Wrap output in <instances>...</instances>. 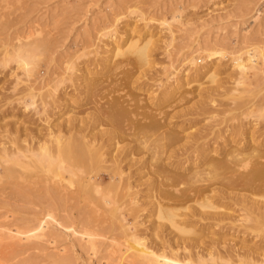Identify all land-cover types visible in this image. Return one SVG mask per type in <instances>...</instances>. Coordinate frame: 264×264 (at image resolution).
<instances>
[{"label":"rangeland","instance_id":"374dc122","mask_svg":"<svg viewBox=\"0 0 264 264\" xmlns=\"http://www.w3.org/2000/svg\"><path fill=\"white\" fill-rule=\"evenodd\" d=\"M130 41H136L138 45L148 44L147 64L137 62L135 55L130 53L116 55L115 43L119 45L118 51H122ZM25 52L29 53L28 67L31 69L28 80L21 63L16 61L17 55ZM210 53L214 54L206 59L204 55ZM190 56L194 67L203 69L208 66L211 71L205 76L193 74L187 61ZM239 64L246 68L239 67ZM41 100L46 102V112L41 110ZM142 109L152 116L157 115L155 118L169 120L168 130L178 131L184 138L186 134L195 136L215 131L214 134L220 133L219 138L212 134L210 137L217 136L220 143L227 134L229 137L231 130L228 128L240 129L234 136L235 140L249 132L258 136L264 129V0H0L1 143L11 144L6 135H18L15 141L21 143L19 139L23 141L33 137L34 132L36 136L41 132L45 134L54 124L61 128H68L71 124L69 126L78 129L82 125L80 120L84 122L91 118L84 124L83 129L86 130L80 132L90 135L103 131L104 149L111 152L115 151V146L120 148L126 142L118 138L107 142L106 136L111 134V130L113 134L119 127H126L131 118L129 112H144ZM186 109L190 113L170 120L172 113L178 110L187 112ZM101 110L102 113L106 111L104 116L108 114L113 119H106V116L99 122L97 115L103 116ZM113 110L117 114H112ZM89 130H92L90 134ZM74 131L68 133L78 137L82 134ZM260 140V145L264 144ZM214 145L219 148L218 144ZM84 151L82 154L75 150L61 153L65 163L75 166L76 174L58 169L65 176L57 181L67 191L60 194L65 193V197L66 193L67 196L72 193L70 196L74 195L73 198L69 196L67 200L64 198L56 203L49 200L47 187L52 184L53 169L37 168L24 172L22 178L16 180L20 190L0 182V264H128L127 261L131 260L132 264H138L141 258L138 260L133 253L132 259V252L131 259L126 256L127 261L123 257L126 252L122 257L115 252V255L109 254L104 237L107 236L106 231L100 235L95 230L96 225L103 223L117 227L119 220L117 215L111 217L105 212L110 205L102 203L103 198L92 191L91 183L94 184L95 180L100 182L98 176H104L98 184L102 185L108 199L107 194L114 198V194H121L122 190L124 193V182H111L102 173V166L108 162H96L93 155L90 158L84 155ZM223 151L220 149L216 154ZM216 154L211 153L210 156ZM158 159H150L148 166L146 163L131 178V181L140 183L133 189H140L136 197L148 205L145 206L147 211L140 214L143 221L156 219L155 210L149 213V206L157 201L158 185L152 170L147 167L152 163L158 164ZM247 168L240 167L239 172L245 173ZM222 171H218L219 175L216 174L212 181L218 186H222L223 177L228 176L224 175L226 170ZM126 172L122 175L126 176ZM30 175L43 176L48 185H40L43 183L40 177L39 184H31L26 190L24 187L28 185ZM86 178L88 183L91 181L89 184ZM149 181L154 184L152 189L148 188ZM115 184H118V190L114 188ZM78 188L79 191L85 190L79 192ZM55 195L59 198V194ZM214 195L207 194L208 200L222 206L219 210L226 208V200H215L217 196ZM113 207L111 205L109 209ZM176 214L177 222H188L183 211ZM129 221L128 225L131 224ZM39 224L44 225L43 228L39 229ZM190 228L196 230L197 235L202 233V241L214 240V246L219 247L215 253L211 252L215 257L213 261L204 260L207 264H239L235 256L230 258L223 252L226 246L234 247L232 245L239 241L238 233L199 223H192Z\"/></svg>","mask_w":264,"mask_h":264},{"label":"bare ground","instance_id":"6f19581e","mask_svg":"<svg viewBox=\"0 0 264 264\" xmlns=\"http://www.w3.org/2000/svg\"><path fill=\"white\" fill-rule=\"evenodd\" d=\"M116 43L114 48L117 49L116 55L122 56L123 54L130 53L132 55H135L137 62H140L142 64H147L148 62L147 52L149 51V50L147 51V46H148L147 43H144L143 45H138L136 41H130L128 46L124 50L122 49V51H118L119 45L117 44H119V42L117 44ZM30 46H33V44ZM21 51L22 50H20V52ZM28 54L26 52L23 54H18V55L16 54L17 55L16 58H18V60L16 59V61L21 63L22 70L24 74L27 76V80L31 72V69L29 68L30 66L28 67V65H30L28 62L30 61L28 60ZM212 54L210 53L204 56L205 58L206 57L208 58V57H212L211 56ZM250 58L248 59L249 62H251L250 60H252ZM240 59L242 58L240 57ZM238 60H236L237 63ZM187 61L189 62V65L191 67L190 70H193V74L195 72L196 76L197 75L205 76L207 73L211 71V67L208 66H204V67L202 66L203 69H201L200 67L198 68L194 67L193 57H191ZM239 67L243 68L245 66L239 64ZM29 88L31 89V87L28 86V89ZM42 100L41 103L43 104L42 106L43 109L41 110L46 112L45 109L46 102L44 103L42 102ZM143 110L144 109H142V111ZM115 111L113 110L112 114ZM124 111L125 109H123V112ZM133 111L128 113V115L130 114L129 116L131 118L129 117L130 122H128L125 125L126 126L125 128L119 127L120 129L118 128V132H116L117 130L116 131L114 130L115 132L113 131L112 134V130H111V134L110 133L108 135L105 134V136L107 135L106 136L107 142L112 141L113 138H118L120 141L126 142L124 146L120 148H117L115 146V151H111V152L105 150L106 149L105 147L106 145H104L105 139L102 138L104 134L102 133L103 131H100L101 133L97 131L98 133L93 132L92 134H90L92 130L91 131L89 130L90 135H88V132L87 134L82 133L86 130V128L85 130L83 129L85 122L87 123L88 121L91 120V118H89L90 120L87 119L88 116L87 118L85 117L88 121L82 122V120H80V122L82 123L81 127H78L79 126L78 123L76 124L78 125L77 126L78 129L75 128L76 126L75 127H73V125L69 126L71 124L68 125V128H66L67 126H64L65 128H61L60 126H55L54 124L52 125V127L51 126L48 127V129L46 130L47 132L46 131H45L46 133L44 132L45 134H41L42 133L41 132L39 135L36 136L35 135L36 133L34 132L32 134L33 137H30L23 141H21L22 138L20 137L21 139L19 140L21 143L15 141L18 138V135L17 137L6 135V138H10V140L8 139L9 142H11L10 145H8L6 141H2L1 143V138H0V143H1L0 182L11 185L12 187H15L16 189L20 190L21 186H18L16 180L22 178V174L24 172L26 171L30 172L32 169H37V168L42 170L53 169L54 178L50 179L52 184L50 187H47L49 200H52L55 203L58 201L59 202L63 201L64 198L66 199V197H69L72 193L68 196H67L68 193H66L65 197H64L65 193L60 194L65 189L64 186H61V184L58 183L59 181H57V179L61 178L63 180L65 175L61 174V172H59L58 169H60L61 171L63 169L65 173L74 175L76 174L75 172L76 168L75 166L70 165V163H65V160L61 158L62 157L61 153L72 152V150L73 151L75 150V152L81 151L79 153L82 154L83 153L82 150L83 151L86 150V152L84 151V155L86 154V156L88 155L90 158L92 157L91 155H93L92 159L95 160L96 162L103 160L104 163L108 162L106 163L107 165L104 166L101 165L104 168V171L102 173L108 179L112 180L111 182L113 181L124 182L123 183L124 187H122L124 189V193L122 190L121 194L119 193H118L119 195L114 194L115 195L114 198L110 197L111 194L109 196L107 194L108 199H106V195L104 194L105 191L103 192V190L101 189L102 185L98 184L104 179V176L97 175L100 182L97 183L98 180L97 181L95 180L96 182L94 181V184L91 183L92 186L94 187L92 191L94 190L93 192L98 193L100 197L103 198L102 200L103 204L106 203L107 205L115 206L110 209H109L110 206L109 207L107 206L108 208L105 210V212L109 214L111 217L117 215L116 218L119 220V223L117 224L115 223L116 226L119 224L117 227H115L114 225L107 226L104 223H103L104 225L103 224H101L100 226L96 225L97 229H95L94 227L95 230L99 231L100 235H102V233L106 231L104 233L107 236L104 237H106L107 239L106 242L107 251L109 254H113L115 252V254H120L119 256L121 255L123 256L125 254L124 252H126V255L123 257L126 258L125 260L127 261V257H129L128 259H131L130 257L132 252V254L133 253L136 254V256L133 254L132 259L135 256V258L137 257V259L139 260L138 257H140L141 264L142 263L195 264V262L197 264H207L206 261L204 260L207 259V261L208 260L213 261L215 257L211 252H214L216 250V247L218 246L216 247L214 246L215 245V243L213 242L214 240L208 243L205 242V240L202 241L201 238L203 236H200L202 233H200V235L199 234L197 235V233L195 232L196 230L190 228V225L192 223L194 224L199 223V225L202 226L208 225L211 227H219L220 229L232 230L234 231V233L239 234V241L234 245H232L234 247L226 246V248L223 251L225 252V254L228 255V257L235 256L239 264H264V150H263L264 144L260 145L261 143L260 138L264 141V129L262 132L258 134V136L256 135V137L255 135L250 134V132L249 134L245 133V131L243 130L244 131L243 133L248 135L247 136L244 135L245 137H242L240 139L238 138L239 140L237 139L235 140L234 136L235 134L238 133V130L240 132V129L228 128L229 130H231L229 133V137H227L228 135L227 134L225 137H223L222 142L219 143L217 142L216 137L220 133L214 134L215 131L213 134L209 130L210 131L209 133L204 132L203 134L199 133V135L194 134L195 136H187L186 134L184 138L181 137L180 135L182 133L179 134L178 131L170 132V130H168L170 127V123L168 122L169 120L166 122L162 118L161 119L155 118V116L157 117V115H153L154 116L153 117L151 113L150 115L145 110L144 112H136V111L133 112ZM105 112L106 111H103V113ZM188 112H189L188 110L187 112H185V110L184 111L182 110V112L178 110V112L172 113V115H170V120L173 118H177V117L179 118L180 116H184ZM100 113H102V110ZM115 114H117V112H115ZM89 116L91 117V115ZM106 116L108 117L106 118ZM106 116L97 115L99 122L100 120H104L105 118L113 119L110 118L111 115L109 116L107 114ZM66 121L69 120L67 119ZM92 122L94 123L93 120ZM123 122L122 124H124ZM73 123L75 124V121ZM65 124H67V122ZM234 127H236V125ZM74 128L75 131L76 130L79 131L78 133H82L79 137L74 136L72 132H71L72 135L68 133L71 130L74 131ZM14 132L16 133V131ZM24 132L22 131L23 134ZM252 133H255L254 130L252 131ZM190 134L192 135V132H190ZM210 134L217 136L210 137ZM2 138L5 139L4 137ZM214 143H216V145L218 144L219 148L224 151L217 155L216 153L220 149L218 147H215ZM91 152L92 154H90ZM211 153H215L216 155L210 156ZM135 154L136 156L138 155L136 159H135L136 157ZM140 154H142L143 156L149 155V157L147 156V158L145 157V159H143L144 157L141 156ZM105 157L107 159H105ZM154 157L155 159L156 157L157 159L160 158L161 161L160 159H158L159 160L158 164L152 163L151 165H149V167H147V169L152 170L153 173L152 176L154 175L153 178L156 177V179L154 180H156L155 182L158 185L157 186L158 191L156 190L158 192L156 197L157 201L153 204H150L149 206V210H151L149 211V213L152 212V210H155L154 214H156L155 216L156 219L153 222L152 221L148 222L140 219L141 212H144L145 210L147 211L148 209V208L145 209L146 205L143 204L144 202L143 203L140 202V199L138 200L137 198L138 196L136 197V195L140 193V189L139 190L135 189V191L133 190L135 186L137 187V185L140 183H138L139 182L138 180L131 181V178L134 175L138 174V172L141 171L146 166V163L148 161L150 163V159L152 160L154 159ZM202 158L204 159L203 161L201 160V163L199 164V160ZM149 163H147V166ZM70 166H73L72 169L71 168L69 169ZM243 166L246 167L248 166L247 168L248 170L245 173L244 172L240 173L239 168ZM186 169H188L187 173L185 172ZM220 170L221 172H223L222 170H226V174L224 175H228V176H224L225 178L223 177V179L225 180H222L224 181V183L223 182L220 183V184L223 183L222 186L220 185L221 187L216 185L215 182H212L214 176L216 174L219 175L218 171ZM124 171H127L126 176L122 175ZM40 177L38 175L37 176L30 175L29 177L30 180L27 182L28 185H26L24 188L27 190L26 187L30 186L31 184H35V185L39 184L38 180H40ZM87 179L88 178H86V182ZM42 180L43 183L42 184L40 183V185L46 187V185H48L47 180L46 179H42ZM150 181L148 182V188L152 189L154 184L150 183ZM115 185L116 187L114 186V188L118 190L117 188L118 184ZM77 190L79 191V188ZM81 190L79 192H84L85 189L82 191ZM21 191L24 190L22 189ZM210 193L213 195L215 194L214 197L217 196L215 200L216 199H218V201H220L221 199L226 200L227 207L224 208L223 210H219L222 206L213 204L214 201L211 202L208 200L209 198L207 197V194ZM55 194H59V198L57 197L55 198L56 196ZM75 195H76L75 197H77L76 192ZM73 196L74 195L70 197L73 198ZM191 203H194L195 205ZM96 207L98 206L96 205ZM177 211H183L185 219L188 220V222H177L175 220V218L177 217L176 214ZM126 216H128L129 218L127 219ZM121 220L125 221V223H122ZM129 220H131V224L128 225V222H130ZM103 221L104 220H102V222ZM102 225L106 227H103ZM43 226L39 224L38 228L41 229L43 228ZM91 228L93 229L92 226ZM95 230H92V232ZM115 230L116 231L118 230V232H116ZM193 233L196 234L193 235ZM224 245H226V243ZM224 247H221V249H223ZM127 251L130 252V254L128 253L130 256H128ZM217 256L218 258L221 259L219 255ZM127 263L132 264V260L131 262L127 261ZM135 263L136 262H133V264Z\"/></svg>","mask_w":264,"mask_h":264}]
</instances>
